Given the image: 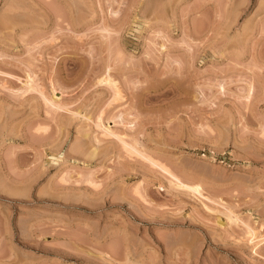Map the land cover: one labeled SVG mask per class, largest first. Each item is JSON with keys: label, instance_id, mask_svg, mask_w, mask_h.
I'll return each mask as SVG.
<instances>
[{"label": "rangeland", "instance_id": "rangeland-1", "mask_svg": "<svg viewBox=\"0 0 264 264\" xmlns=\"http://www.w3.org/2000/svg\"><path fill=\"white\" fill-rule=\"evenodd\" d=\"M248 226L264 0H0V264H264Z\"/></svg>", "mask_w": 264, "mask_h": 264}, {"label": "bare ground", "instance_id": "bare-ground-1", "mask_svg": "<svg viewBox=\"0 0 264 264\" xmlns=\"http://www.w3.org/2000/svg\"><path fill=\"white\" fill-rule=\"evenodd\" d=\"M112 84L110 83V86H111ZM115 86V85H114ZM117 88V87H116ZM114 90V89H113ZM117 90V93H118V89H116ZM115 90V91H116ZM117 93H116V95H117ZM119 94H120V92H119ZM154 162V161H153ZM158 165V164H157ZM164 169V168H163ZM167 169V168H166ZM165 170V169H164ZM166 171V173L170 176H172L173 178H175V176H174V174L172 175V172L171 171H169V170H165ZM171 172V173H170ZM176 179V178H175ZM178 179V178H177ZM176 179V180H177ZM178 181H179V179H178ZM181 182V181H180ZM182 184V183H181ZM182 186H185V187H187L186 185H182ZM191 187V186H190ZM188 188H189V186H188ZM190 189V188H189ZM195 189V188H194ZM248 237L250 238V240H251V243H254L256 246H254V247H257V249H260L261 247H262V245H263V243H264V238L262 239V240H260V241H257V243H255V240H257L258 239V235H259V231H257V229L255 230L254 228H250L249 226H248ZM261 232V231H260ZM260 237V236H259ZM257 251V250H256ZM255 254H259V252L257 251V252H254Z\"/></svg>", "mask_w": 264, "mask_h": 264}]
</instances>
